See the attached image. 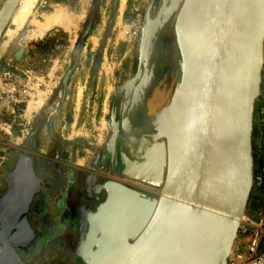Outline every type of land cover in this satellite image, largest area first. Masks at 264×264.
Returning <instances> with one entry per match:
<instances>
[{
    "label": "rangeland",
    "instance_id": "1",
    "mask_svg": "<svg viewBox=\"0 0 264 264\" xmlns=\"http://www.w3.org/2000/svg\"><path fill=\"white\" fill-rule=\"evenodd\" d=\"M179 1L37 0L20 29L2 34L0 192L16 156L23 151L83 175L145 188L154 196L160 194L159 187L123 176L120 154L139 160L151 143L168 142L166 132L156 127L150 116L167 96L157 106L151 107L150 102L182 78V73L186 75L189 62L184 70L171 54L170 28ZM262 78L264 0L246 90L250 156L254 101ZM31 101L36 108L26 116L24 109ZM73 153L80 156L78 166L71 165ZM249 188L250 181L243 213ZM255 208L246 212L255 216Z\"/></svg>",
    "mask_w": 264,
    "mask_h": 264
},
{
    "label": "water",
    "instance_id": "2",
    "mask_svg": "<svg viewBox=\"0 0 264 264\" xmlns=\"http://www.w3.org/2000/svg\"><path fill=\"white\" fill-rule=\"evenodd\" d=\"M262 0H211L186 70L180 116L167 144L151 143L141 159L125 153L122 175L159 187L158 196L107 179L94 209L83 204L74 255L83 264H225L251 178L246 95ZM19 0L0 6V38ZM33 156L21 151L5 178L0 217L23 201ZM15 216V215H14ZM13 217V216H12ZM14 218V217H13ZM13 233L5 238L14 240ZM1 264V263H0Z\"/></svg>",
    "mask_w": 264,
    "mask_h": 264
},
{
    "label": "flooded vegetation",
    "instance_id": "3",
    "mask_svg": "<svg viewBox=\"0 0 264 264\" xmlns=\"http://www.w3.org/2000/svg\"><path fill=\"white\" fill-rule=\"evenodd\" d=\"M32 156L31 171L27 167L23 170V176L29 177L24 191L32 194L31 200L27 204L20 202L19 212L9 214L14 218L0 217V263L83 264L74 255L81 206L88 204L94 209L98 203L95 198L98 196L101 201L105 193L96 195V185L90 181L88 189L92 196L87 199L84 192L87 174ZM17 161L18 155L15 164ZM103 181L97 177L98 183ZM4 191L5 187L0 197ZM10 233L17 237L5 238Z\"/></svg>",
    "mask_w": 264,
    "mask_h": 264
},
{
    "label": "bare ground",
    "instance_id": "4",
    "mask_svg": "<svg viewBox=\"0 0 264 264\" xmlns=\"http://www.w3.org/2000/svg\"><path fill=\"white\" fill-rule=\"evenodd\" d=\"M36 2L37 0H19V3L9 21V25L14 28L9 27L8 25L5 28L3 35L10 33V31L16 32L20 29L26 19H28L33 12ZM210 4L211 0H180L179 4H177L174 9V14L172 13L173 20L170 28V37L172 39V59L174 63H178V66L181 64L182 69L184 70L186 68V64L191 59L197 39L200 35L201 27L205 23ZM184 78L185 75L182 73V78H179L177 82L172 84V86L165 91V93L162 92L163 94H157L154 100L150 102L151 107H154L155 105L157 106V102H159L158 104H161L164 97L167 96L165 102L159 110H153L150 112V116L152 118V123L156 125V127L158 126L161 128L164 133L166 132L168 138L172 137L174 133L173 128L176 129V127H174V119L178 117L176 114H179L178 109L181 103L179 102L181 94L180 89H182ZM182 91L184 90L182 89ZM35 108V103L33 101L29 102L24 109V114L26 116H30ZM242 216L243 215H241L240 218Z\"/></svg>",
    "mask_w": 264,
    "mask_h": 264
},
{
    "label": "built area",
    "instance_id": "5",
    "mask_svg": "<svg viewBox=\"0 0 264 264\" xmlns=\"http://www.w3.org/2000/svg\"><path fill=\"white\" fill-rule=\"evenodd\" d=\"M251 178L247 208L239 219L236 237L225 264H264V78L257 86L252 119Z\"/></svg>",
    "mask_w": 264,
    "mask_h": 264
},
{
    "label": "crops",
    "instance_id": "6",
    "mask_svg": "<svg viewBox=\"0 0 264 264\" xmlns=\"http://www.w3.org/2000/svg\"><path fill=\"white\" fill-rule=\"evenodd\" d=\"M138 148H139V147H138ZM133 150H134V152L139 153V149H136L135 147H133ZM71 160H72V163H71L72 166H78V165H79V160H80V156H79V154L73 153V154L71 155ZM128 185H129V184H128ZM131 186H133V185H131ZM133 187H137V186H133ZM138 188H141V187H138ZM141 189H144V190H146L149 194H151V192H150L148 189H145V188H141Z\"/></svg>",
    "mask_w": 264,
    "mask_h": 264
}]
</instances>
